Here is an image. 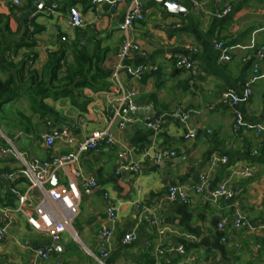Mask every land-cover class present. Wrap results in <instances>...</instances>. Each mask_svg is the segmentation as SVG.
<instances>
[{"label": "crops", "instance_id": "0c3cea01", "mask_svg": "<svg viewBox=\"0 0 264 264\" xmlns=\"http://www.w3.org/2000/svg\"><path fill=\"white\" fill-rule=\"evenodd\" d=\"M113 1L21 0L15 6L0 0L1 25L9 27L4 29L9 43L0 59V79L16 73L28 53L37 56L26 66L41 70L50 55L56 54L54 63L59 51L65 50L64 67L73 62L77 45L103 56V68L111 71L124 40L120 26L130 5V0H123L115 7ZM141 1L145 18L131 30L140 49L127 63L143 64L147 72L139 80L123 75L122 82L136 92L137 117L153 120L160 114L162 130L139 121L125 130L114 127L118 139L114 146L83 155V172L93 175L98 184L84 188L77 179L80 212L72 230L60 240L54 242L35 231L21 213L13 212L10 222L0 213V229L6 231L0 240V264H103L96 256L104 245L100 233L104 226L114 228L104 264H264V0H197L201 6L194 0H173L185 8L183 15L170 13L157 0ZM72 6L81 11L83 27L67 24ZM226 7L231 10L220 16ZM219 42H223L220 48ZM182 56L197 64L196 75L177 66ZM108 80L106 90L77 91V105L69 97L26 93L0 107V172L13 174L11 179L0 177V206L15 208L19 194L28 190L19 159L4 150L30 140L29 151L17 149L30 160L71 151L77 140L106 126L107 93L115 87L111 77ZM248 89L252 94L245 99ZM177 109L188 114L187 122L171 116ZM62 128L69 130L68 136L48 148L43 135ZM150 145L175 155L144 162L137 171L117 173L122 149ZM214 153L227 155L228 163L212 165ZM244 165L250 166V177L240 174ZM202 175L207 176L204 191L194 194L192 202L166 200L170 185H197ZM57 177L56 184L52 180L47 186L66 184L62 171ZM224 182L232 195L215 199L213 191ZM105 193L117 206L115 222L108 218ZM31 196L33 208L43 194L32 189ZM236 209L252 228L220 230L221 218ZM153 217L168 229L164 245H182V250L156 254L154 245L161 239L149 222ZM132 231L137 238L123 242ZM41 247L51 248L49 258L37 255Z\"/></svg>", "mask_w": 264, "mask_h": 264}, {"label": "built area", "instance_id": "2783aa9c", "mask_svg": "<svg viewBox=\"0 0 264 264\" xmlns=\"http://www.w3.org/2000/svg\"><path fill=\"white\" fill-rule=\"evenodd\" d=\"M12 5L19 6L21 0H8ZM123 0H114L113 6H117ZM96 2V1H94ZM194 2L201 6V3L197 0ZM231 10L230 7H226L220 16L227 14ZM145 18L143 11V3L141 0H130V5L127 10L125 20L120 26L121 31L124 34V40L120 44L117 52V62L113 64L111 69V79L115 84L107 94V106H106V126L100 129L93 130L88 135L77 140L74 148L61 154H54L50 158H33L28 159L25 154L19 152L16 148L4 150L5 152L16 154L20 161L21 175L27 180L28 190L19 194L18 205L15 208L9 206H0V213L4 218L10 222L13 212H18L26 217L28 224L37 232L42 233L49 237L52 241L56 242L60 240L62 235L72 230V223L80 212L81 204V192L77 183V179L81 181L82 187L94 188L98 182L93 175L85 174L81 167V159L84 154L89 152H96L103 146H114L117 142V136L114 131V127L120 130H125L131 123L135 121L142 122L147 128L161 131L163 123L161 119L143 120L137 117V103L135 102L136 92L132 88L126 87L122 82V76L128 75L137 80L141 79L147 72V67L143 64L132 65L127 63V59L132 52L140 49L131 37V30L135 24L143 21ZM67 24L71 27H83L85 21L81 11L72 6L69 9V17L67 18ZM63 39H65L63 37ZM223 42H219L217 47H222ZM229 56H225L227 60ZM176 64L180 68L186 69L192 76L198 73L197 64L189 58L182 56L178 58ZM252 91L247 90L245 99H248ZM225 98L229 97L228 93H225ZM238 101V96H234V102ZM171 116L178 119L181 122H187L188 114L184 113L181 109L174 111ZM69 134V130L66 128L57 129L50 133L43 135L45 144L48 148L53 147L57 139L65 138ZM258 154V151H255ZM139 155L140 158L136 159L134 156ZM175 155L174 151L164 150L156 145L144 146V147H130L122 149L118 153V167L117 173L122 171H137L140 169L144 162H160L165 158ZM228 156L224 154L214 153L210 158L212 165L227 164ZM62 171L67 178L66 184H60L57 186H47L51 183L55 174ZM240 174L244 177H250L252 170L250 166H242ZM0 177L11 179L13 174L9 172H0ZM207 176L202 175L200 177V183L187 187L185 185L173 184L167 189L166 200L169 202H192L193 195L199 194L204 191V184L206 183ZM38 189L42 192L43 197L36 206L30 207L31 190ZM214 198L230 197L232 195L231 190L224 182L219 185L212 193ZM105 199L108 201L107 214L111 222H115L117 219V206L110 201L109 194L105 193ZM150 224L155 228V233L161 239L157 245H154L156 254L158 256L164 255L171 251H180L183 249L182 245L176 247H166L162 238L165 237L168 229L167 227L160 226V221L157 217L150 219ZM229 226L231 229H249L252 228L250 222L240 213L238 209L234 214L226 215L219 221L218 227L220 230H225ZM100 233L104 239V245L99 251V255L96 257L104 264L103 260L106 258L112 248V237L114 235V228L104 226L101 228ZM6 231L3 227L0 229V240L5 237ZM137 238L135 231L127 233L123 237V242L129 243ZM147 245L153 246V241L148 240ZM36 253L42 259H47L50 256V247H41L36 250Z\"/></svg>", "mask_w": 264, "mask_h": 264}, {"label": "trees", "instance_id": "16d2710c", "mask_svg": "<svg viewBox=\"0 0 264 264\" xmlns=\"http://www.w3.org/2000/svg\"><path fill=\"white\" fill-rule=\"evenodd\" d=\"M2 18V17H1ZM0 18V59L8 48V39L5 38L4 29L9 31L8 24L1 25ZM25 46H32L25 42ZM20 46V45H19ZM53 55H50L46 64L41 70L27 65L28 61L35 59L36 53H28L23 60V65L16 73H10L9 76L0 79V107L9 101L14 100L21 94H35L42 97H69L73 104L77 105L74 99L77 91L83 88H90L94 91L106 90L110 86L109 77L111 71L103 68V56L95 52L90 54L86 48L75 46L74 60L63 65L62 60L66 59V51H59L56 61L53 63ZM0 65L3 62L0 60Z\"/></svg>", "mask_w": 264, "mask_h": 264}, {"label": "water", "instance_id": "95a60500", "mask_svg": "<svg viewBox=\"0 0 264 264\" xmlns=\"http://www.w3.org/2000/svg\"><path fill=\"white\" fill-rule=\"evenodd\" d=\"M157 1L165 4L167 6L169 12L172 14L183 15L185 13V8L176 4L173 0H157ZM160 118H161V115L157 114V115H155V117L153 119H160ZM57 178H58L57 174H55L53 177V184L57 183Z\"/></svg>", "mask_w": 264, "mask_h": 264}, {"label": "rangeland", "instance_id": "374dc122", "mask_svg": "<svg viewBox=\"0 0 264 264\" xmlns=\"http://www.w3.org/2000/svg\"><path fill=\"white\" fill-rule=\"evenodd\" d=\"M26 145H23V143L21 141H18V142H15V145L17 147L18 150L20 151H29V146H30V140H28L26 143ZM16 156V154H14ZM27 158L29 159V156L28 154H26ZM17 157V156H16Z\"/></svg>", "mask_w": 264, "mask_h": 264}]
</instances>
